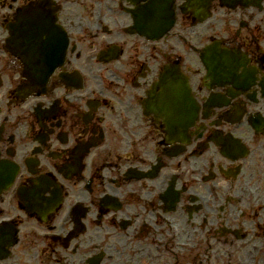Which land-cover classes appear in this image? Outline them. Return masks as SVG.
I'll return each mask as SVG.
<instances>
[{"label":"flooded vegetation","instance_id":"obj_1","mask_svg":"<svg viewBox=\"0 0 264 264\" xmlns=\"http://www.w3.org/2000/svg\"><path fill=\"white\" fill-rule=\"evenodd\" d=\"M20 13L38 69L65 48L46 86L7 47ZM173 64L200 107L176 139L143 107ZM6 174L18 242L0 264H264V0H0Z\"/></svg>","mask_w":264,"mask_h":264}]
</instances>
